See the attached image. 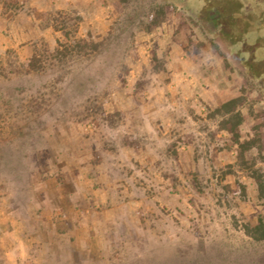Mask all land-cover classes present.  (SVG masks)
I'll return each mask as SVG.
<instances>
[{"label":"rangeland","instance_id":"1","mask_svg":"<svg viewBox=\"0 0 264 264\" xmlns=\"http://www.w3.org/2000/svg\"><path fill=\"white\" fill-rule=\"evenodd\" d=\"M262 123L164 0H0V264H264Z\"/></svg>","mask_w":264,"mask_h":264},{"label":"trees","instance_id":"2","mask_svg":"<svg viewBox=\"0 0 264 264\" xmlns=\"http://www.w3.org/2000/svg\"><path fill=\"white\" fill-rule=\"evenodd\" d=\"M164 1L199 25L209 37L212 48L218 50L221 56H225L226 60H234L244 80L259 96L260 109L264 115V0ZM56 53H59V49H56ZM241 100L242 94L231 96L215 109L216 113L224 116L221 126L226 128L229 124L227 128L230 131L243 122V115L237 107ZM263 139L264 131H260L255 139L239 144L242 162L248 163L243 151L251 148L255 141L260 146ZM258 187L263 191L264 185L259 180ZM246 229L254 239L264 240V217H260L253 226L247 225Z\"/></svg>","mask_w":264,"mask_h":264}]
</instances>
